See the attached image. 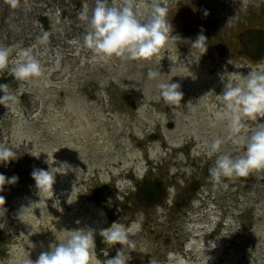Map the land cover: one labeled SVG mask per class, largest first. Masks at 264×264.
I'll return each instance as SVG.
<instances>
[{
    "label": "rangeland",
    "instance_id": "rangeland-1",
    "mask_svg": "<svg viewBox=\"0 0 264 264\" xmlns=\"http://www.w3.org/2000/svg\"><path fill=\"white\" fill-rule=\"evenodd\" d=\"M110 2H118V0H110ZM151 2L152 0H138L137 11L146 12L147 8L144 5ZM160 2L168 9L167 18L171 21L173 34L181 38L176 45L179 44V49L182 51L190 47L188 41L194 40L203 29L208 38L206 51L208 53L205 61L217 65V61L211 55V46H215L218 59L227 57L226 50L221 44L222 39L230 43L233 55L245 54L249 59L257 56L259 40L253 32H263L262 36H264V9L262 13H250L248 17H245L239 12L241 7L235 0H160ZM85 5L90 14L95 0H21L20 6L16 9H12L4 0H0V46L19 45L22 48H32L37 44V36L42 35L41 25L47 28L44 26L46 22L39 20L40 16L45 14L51 24V30L48 31L50 33L49 43L37 45L33 49L34 55L44 68L43 75L26 81H11L13 85L11 88L19 97V103L14 108L18 113L17 126L13 128L14 131H11L14 133L17 130V136L6 135L5 129L8 124L3 120V116L8 115L10 109L0 105V142L12 148L17 155V159L0 163V174L7 178L18 177L15 184L6 183L3 191H0V196L5 199V204L0 210V264L7 261L3 247L8 244L11 238V227L15 224L9 207H15L23 202L29 206L40 199L31 175L34 169L51 170L55 174L53 197L48 192L44 193L43 198L48 197L49 204L52 203L57 209L51 213L52 217L63 219L62 227H56L57 238L62 239L65 235L62 231L68 230L71 225L75 229L80 228L79 224L83 225L80 218L83 212L88 216L92 214L94 218L97 215L105 220L107 228L116 221L138 232L136 242L129 252L131 256L129 263L132 264L135 261V264H169L170 259L173 260L181 254V244L185 239L183 236H187L190 231L195 232L197 229L195 226L200 223L222 230L218 221L224 217L223 212L227 211V207H231L234 209L231 220L234 223L232 229L235 239L245 236L244 234L253 229L259 233L252 238L251 243L249 241L248 247L232 242V248L224 249L223 260L230 257L231 264H264V205H255L253 209L244 208L250 196L254 203L261 198L264 199V180H256V175L264 174V169L255 170L246 177L222 178V182L217 183L209 173L216 156L223 153H229L233 157L243 155V149L240 146H231L224 149L222 153L211 155L212 158L209 155L205 158L209 164L205 161L204 165H197L196 162L191 163L190 160L183 165L179 162L180 158L177 155H181V159L185 161L192 147L191 141L185 139L183 140L185 144L181 148L169 149L164 143L158 144L160 138H149L147 135L152 131L149 128V123L152 121L148 114L149 106L141 109L143 123L135 128L133 119H129V116H134L133 111L137 110L133 106L132 93L126 82L121 81L120 87L113 83L117 81L115 78H117L120 66L141 67L139 78L141 81L134 87L142 94L144 91L141 86L146 81L150 68L162 73L158 83L168 82L171 69L164 64L163 60L158 62L153 57L150 60L124 61L120 58H113L108 63L94 62L90 50L82 46L87 23L79 19V14ZM205 11L208 15L204 14ZM223 27H227L225 32ZM184 43L189 46L182 47ZM18 51L19 48L14 51L10 60L16 58ZM81 58H84L83 65H81ZM250 62L256 65L259 61L251 60ZM56 68H59V71H53ZM254 68L247 69L239 66L236 70L239 74L247 75ZM8 74V70L0 72V76L4 78ZM186 79L188 81L189 76ZM154 87V92H158L156 84ZM205 87L206 85L203 86ZM201 88L196 87L189 99H186L183 94L181 104L185 100L197 104L199 97L202 96L199 94L200 90H203ZM204 93L203 98L206 96V91ZM70 101L73 103L70 104ZM144 105H146L145 102ZM155 112L163 114L160 107H156ZM212 117L208 118L213 124ZM82 118L87 119V122L84 123ZM199 120L198 115L196 123ZM127 123L128 128L137 130L142 137L147 136L149 146L155 149L154 155L157 161L152 163L145 159V155L142 156L143 172L139 173L142 176L140 177L141 180L143 179L142 182L146 181L142 186L147 185V182L151 183V180L156 178L163 188L159 196L161 204L149 213H146L147 206L142 200L133 196V191L141 184L137 180V175L129 169L122 170V163L116 160L118 158L123 160L125 150L128 148L143 152V144L133 140L131 132L126 127ZM180 123H178L179 130L183 126ZM248 123L249 131H251L256 122L249 121ZM68 128L73 129L74 133L78 129L91 133L88 138H85L80 132L72 141L71 151L79 152L80 157H84L85 160L80 159L76 167L69 165L63 158H58V153L51 148L54 140L58 138L61 140L62 136L67 137ZM173 129L174 124L170 122L157 128L168 137L176 139L177 134L173 132ZM16 137L20 138V141H16ZM67 151V149L64 150V152ZM38 152L41 156L35 158ZM95 154H98L99 158L102 157V161L105 155H107L106 158L110 157L112 160L116 158L113 160L115 164L88 165V161L96 163ZM62 182H67L65 187L62 186ZM118 185L125 187L120 191ZM201 192L204 195L200 198ZM166 193L169 194L166 200L170 205L164 202ZM66 195L73 204L71 211L65 207ZM123 202L129 203L131 207L124 209ZM191 202L194 204L193 207ZM212 206L215 209H212ZM217 208L225 210L218 213ZM241 210L245 212H238ZM86 211L89 212L86 213ZM71 212L77 216L75 220H69L68 215ZM115 212L119 215L123 214L122 217L117 218ZM43 213L45 217L41 220L40 226L45 225V220L50 217L47 211L44 210ZM246 214L248 217H245ZM88 220L87 217L85 221ZM74 221H79V223H74ZM50 226L54 227V224ZM29 229L28 226L23 233L30 240ZM206 230L207 228L200 230V234L202 232L204 235L194 240L200 241L203 237H208ZM45 231V227L40 229V241L30 240V242L37 243L42 250H47ZM98 231L96 230V233ZM221 237L222 235H219V241ZM119 247L120 245L108 247L104 244L102 237L96 235L95 250L99 259L114 257ZM105 251H108V257H105ZM232 251L233 255H231ZM26 253L34 261L35 254L29 247L22 253L23 258H26Z\"/></svg>",
    "mask_w": 264,
    "mask_h": 264
},
{
    "label": "clouds",
    "instance_id": "clouds-1",
    "mask_svg": "<svg viewBox=\"0 0 264 264\" xmlns=\"http://www.w3.org/2000/svg\"><path fill=\"white\" fill-rule=\"evenodd\" d=\"M12 9L20 6L21 0H4ZM138 0H95V5L89 9L87 5L79 14V19L87 23V31L83 35V47L90 50L92 59L96 63H108L113 58L124 61L150 60L157 55L161 48L170 41H180L179 36L172 35V25L167 18L168 9L160 0H152L145 4L147 11H137ZM208 15V12H204ZM48 32L37 36V44L32 48H22L19 45L0 46V72L8 70L16 81H26L39 78L44 73L40 60L34 55L33 49L37 45L49 43ZM208 38L201 29L194 40H189L191 48L199 49L202 53L207 51ZM16 58L10 60L14 51ZM46 51V48H45ZM161 72L149 69L147 77L158 80ZM237 80H225V74L220 76L223 91L216 95L217 118L225 121L228 129L227 140L233 145L243 149V155L233 157L229 153L216 156L213 166L209 169L211 177L217 182L222 178L246 177L255 170L264 169V62L256 66L247 75L231 74ZM158 99L165 105L179 107L183 93L179 90L180 84L172 82H159ZM213 95L209 91L206 95ZM19 103V97L14 89L7 83L0 84V105L6 109H14ZM249 121H255V127L249 131ZM224 143L220 138H215L209 146V155L218 153ZM17 159L16 153L5 143L0 142V163H7ZM32 179L38 190L40 199L20 210L19 219L30 212L33 205L47 208V199L44 193L50 192L53 197L55 174L51 170L34 169ZM18 177H5L0 174V191L5 184H15ZM227 187V185H225ZM5 204V199L0 196V210ZM79 223V221H77ZM66 235L62 241L49 246L47 251H42L33 261L26 253L22 264H129L131 256L125 246L131 245L127 229L123 224L114 221L110 227L101 229L99 235L109 247L120 245L114 257L99 259L96 253V230L77 228L62 231ZM215 247L214 243H211ZM105 257L108 252L105 251Z\"/></svg>",
    "mask_w": 264,
    "mask_h": 264
},
{
    "label": "bare ground",
    "instance_id": "bare-ground-1",
    "mask_svg": "<svg viewBox=\"0 0 264 264\" xmlns=\"http://www.w3.org/2000/svg\"><path fill=\"white\" fill-rule=\"evenodd\" d=\"M236 2L239 3V6L241 7L240 13L242 15H245V17H248L250 13H260L264 9V0H235ZM169 22L171 23L170 19L168 18ZM51 23L52 20H51ZM227 28V27H226ZM226 28L223 27L224 32L226 31ZM229 29V28H228ZM172 35L175 36L172 32ZM176 42L178 41H170L166 46L162 47L160 52L155 55L153 58L156 59V61H164V64L171 69L169 71V78L168 82L172 83H178L180 84V90L184 92V95L186 96V99L191 98V93H194L196 87H202L206 85L203 90H200V93L202 96L199 97L198 103L193 104L192 101H186L183 102L179 107L176 106H163V101H160L158 99L159 96V91L154 92L153 90L155 87V84H158V80L151 81L148 77L146 78V81L143 83V91L144 94L139 93L137 90H135V84H139L141 80L140 78V66L137 68H127L126 66H120L119 70L117 71V78L113 81V83L117 86H121V81L126 82V85H128V89H130L132 96H133V106L137 108V110L133 111L134 116H136V119H134V116L131 117L129 116V119H133L134 121V127H138L143 123V120L141 118V109L144 108L145 106H149L150 111H149V116L152 118L151 123H149V128H151L152 132L155 131V134L159 135V143L158 144H165L166 146L169 147V149H172V147H177L181 148L182 145L185 143V139H188L192 143V147L190 149V153L188 155V159L191 161H195L197 165H204L205 164V158L209 156V146L210 143L215 139V138H220L224 143L221 145V148L218 153H222L224 149L226 150L229 147H234V145L231 142H228L227 136H228V129L226 126V122L222 121L217 118L216 112H217V105L219 103L216 95H219L223 91V83L220 80V76L225 74L224 78L225 80H237V77L231 74H239L238 71L236 70V67H241L243 68L246 67L247 69H253L256 66H260L261 62L263 60H259L257 62L258 64H251L248 60H246L241 54H232V48L229 42L224 41L223 39L221 40V44L225 48V53L227 55L226 58H219L217 56V51L214 48L215 46H211V55L214 57V59L217 61V65L212 64L210 61H205V56L207 55L208 52L202 53L199 50L193 49V48H184V51H182L178 45H176ZM75 44V43H73ZM189 46L187 43H184L183 46ZM79 51L78 49H76ZM210 51V50H209ZM213 53V54H212ZM77 56V52L75 54ZM211 57V58H212ZM222 59V60H220ZM231 60H234L233 62ZM81 65L84 64V58H81ZM237 65V66H235ZM142 68H145L142 66ZM53 71H59V68L54 69ZM191 73V75H190ZM162 74V73H161ZM189 76V79L187 81L186 77ZM152 82V84H150ZM149 83V84H148ZM201 88V89H202ZM208 93L209 91H213V95L209 94L206 95L204 98L203 96L205 95V92ZM204 94V95H203ZM195 95V94H194ZM83 98V97H82ZM73 99V98H72ZM74 100V99H73ZM82 100V99H81ZM144 102L146 105H144ZM73 102L70 101V104ZM82 103H84L82 101ZM84 105H86L84 103ZM156 107H160L161 110L163 111V114H158L155 112ZM96 110V109H95ZM94 111V110H93ZM105 111V110H104ZM200 117L201 122L196 123V116ZM209 116H213L212 118L214 119V122L209 120ZM197 119H199L197 117ZM3 120L7 122V128L5 129V133L7 136L13 135L17 136V130L14 133H11V131H14L13 128H16L17 126V121H18V113L14 109H10V112L8 115L3 116ZM84 123L87 122V119L82 118ZM142 121V122H141ZM182 123H180V122ZM173 123L174 124V129L173 132L177 134L176 139L168 137L165 133L161 131H158L157 128H161L165 123ZM260 123H264V120H260ZM178 123L180 125L182 124V129L179 130L180 126L178 127ZM127 128L129 127V124L127 123ZM150 130V131H151ZM128 131L131 132V136L133 140L137 141L138 143L143 144V154L134 150V149H126L125 150V160L121 158H113V160L120 161L123 165L122 170L129 169L131 172H133L135 175H137V178H140L142 176L139 175L143 172V167H141V164H143V157L145 155V159H148L149 161H152V163L156 162V157L154 155L155 149H152L151 146H149V143L147 142L146 137H142V135L135 131L134 129L128 128ZM81 132L85 138H88L91 133L90 131L85 132L81 131L78 129L75 133L73 129L69 130L66 133V136H62L63 138L61 140L56 139L54 140V144L52 145L51 148L54 149V152L58 153V158H63V160L67 161L69 165H78L81 161H85L84 157H80V153L71 151V144L73 139L76 138V135H78ZM15 134V135H14ZM67 138V139H66ZM16 141L19 140L18 137L15 138ZM20 141V140H19ZM67 149V152H64V150ZM142 149V148H141ZM101 154V153H100ZM216 154V153H215ZM96 155V163H92L88 161V165H103L107 163H114L110 157L106 158L107 155L103 157V162L101 158H99L98 154ZM36 156H41V154L38 152L35 155ZM120 156V155H118ZM179 158H181V155H177ZM211 157V155H210ZM213 157V156H212ZM211 157V158H212ZM70 160H72L70 162ZM43 160H41L42 162ZM184 162V160H182ZM201 161V162H200ZM207 162V161H206ZM115 164V163H114ZM61 165V164H59ZM135 165H140V166H135ZM263 175V176H262ZM262 175H256V180L258 179L259 181L264 180V174ZM67 182H62V186L65 187ZM69 185H72V183H69ZM119 186V190L122 191L124 189L123 186ZM247 194V193H246ZM204 194L202 192L200 193L199 197H203ZM58 197H61L58 195ZM65 197V196H64ZM45 198V197H44ZM248 197V199H250ZM47 201V208L45 209L42 206L39 205H33L34 208L30 211L24 214L21 219H19V214L20 210L23 207H27L28 205L23 203L17 204L15 207L10 206L9 210L12 213L14 217V222L15 224L11 227V233H10V240H8V244L3 247V250L5 254L7 255V261L4 264H22V261L25 259L22 256V253L25 251L26 248H30L32 252H34V261L37 259L39 254L42 251H47L49 249L50 245L57 244L59 241H62L64 236L63 235L62 239L61 237H56V227H62L63 225V219H56L54 216L52 217L51 213L55 212L57 209L53 204H49V198L46 197ZM246 200V206L244 208H250L253 209L255 205L263 206L264 204V199L258 200V202L254 203L251 201V199L248 201ZM66 204L65 207L68 208L69 211L73 210V204H71V200L69 197L66 195ZM85 204V203H84ZM83 204V205H84ZM170 205V203L167 202V205ZM192 207L194 206L193 202H191ZM52 205V206H51ZM87 207V206H85ZM214 207L212 206V209ZM241 208V207H240ZM215 209V208H214ZM218 209L219 211L222 210V212L225 210L223 209ZM243 209V208H242ZM47 211V214L50 215L49 219H46V224L41 225L40 223L42 222L41 220L44 219L45 214L43 213ZM227 211L223 212L224 217L219 219V223L221 224L222 230L216 229V227L212 226H207L206 224H198L195 227L197 228L194 231H190L189 234L186 236H183V245L182 247H176L180 248L183 250L181 254H179L177 258H174L173 260H169V264H231L230 261L231 258L227 257L226 259L223 260V253L224 249L227 248H232V242L237 243L238 245H245L248 247L249 241L251 243L252 238L257 235L259 232L256 230H251V232H247L244 234L245 236L239 237L238 239H235L234 237V230L232 229L234 226V223L232 222V214L234 215V212L231 207H227ZM89 211H86L88 213ZM241 213H244L245 211H238ZM61 214V212H59ZM91 213V212H90ZM95 214V213H94ZM96 215V214H95ZM191 215V213L189 214ZM88 221L86 222V218ZM69 220H75L77 216L75 213L71 212L68 215ZM100 216H95L89 214H84L82 213L81 221L83 223L79 224L80 228H87L91 227L95 230L99 231L101 229L107 228L105 226V220H102ZM245 217H248V214H246ZM214 221V220H213ZM12 221V223H14ZM77 223V221H74V223ZM45 223V222H44ZM54 224L53 226H50ZM30 227L28 235L31 237V239H37L40 241V229H43V227L46 228V241H47V250H42L40 246L37 243L30 242L28 237L25 236L23 233L27 227ZM42 227V228H41ZM100 227V228H99ZM98 228V229H97ZM127 229L128 237L132 241L131 245H126L125 249L127 252H131L132 245L134 246V242H136V238L138 236V232L136 230H133L132 227H125ZM207 228L206 235L208 234V237H203L200 239V241H195V238L201 237V235H204V233L201 232L200 230H204ZM75 229L73 225L69 226L68 230H73ZM77 229V228H76ZM232 229V230H231ZM198 230V231H197ZM51 232H54V234ZM96 233V235L100 236L99 233ZM219 235H222V237L219 239ZM213 236V237H211ZM212 238L213 240H209ZM222 239V240H221ZM211 243L215 244V247L211 246ZM172 243V242H171ZM173 241V245H174ZM28 245V246H27ZM108 246V245H107ZM109 247V246H108ZM109 251V250H108ZM107 251V252H108ZM247 251V250H246ZM110 253V252H109ZM233 251L231 252V255H233ZM222 260V261H221ZM224 262V263H223ZM136 262L133 261L132 264H135ZM131 264V263H129ZM233 264V263H232Z\"/></svg>",
    "mask_w": 264,
    "mask_h": 264
},
{
    "label": "flooded vegetation",
    "instance_id": "flooded-vegetation-1",
    "mask_svg": "<svg viewBox=\"0 0 264 264\" xmlns=\"http://www.w3.org/2000/svg\"><path fill=\"white\" fill-rule=\"evenodd\" d=\"M264 11V10H263ZM263 11H261L260 13H262ZM40 21H45L46 22V25L44 24V26H46L47 28H44L43 25H41V32H48L51 30V24L48 20V17L45 15V14H42L40 16ZM43 24V23H42ZM262 31V30H261ZM253 33H255L258 37V40H259V52L257 54V56L255 57H252L250 58L251 60H256V61H259V60H264V36L263 35V32L260 33V32H256L254 31ZM188 34V33H187ZM199 34V33H198ZM206 33L204 32V35ZM179 42V41H178ZM244 55V56H243ZM242 56L248 60L249 62L251 61L249 58H247V56L245 54H243ZM251 63V62H250ZM14 80L13 77L11 76V74L9 73L5 78L4 77H1L0 76V84L2 83H7L10 85V87H12L13 85H11V81ZM14 82H17L16 80H14ZM180 90V89H179ZM183 94L184 92L182 90H180ZM122 93H125V92H122ZM164 105V103H163ZM170 105H167V107H169ZM152 132V131H151ZM149 133L148 136L149 138L151 137H154L156 139H159V135L155 134V131H153L154 133ZM189 153L187 154V157H186V160L183 162L182 159L180 158L179 162H181L183 165L187 164L188 161H190V159H188ZM195 162V161H194ZM193 161L191 163H194ZM207 164H209V161H207ZM137 180L141 183L139 184V188L137 189L136 187V190L133 191V196L137 197V199H140L142 200V202L147 206V208L145 210H147L146 213H149L151 210L154 209V207L158 206L161 204V200H159V196H160V192L163 191V188L162 186H160V183L158 182V180L155 178V179H152L151 180V183L150 182H147L148 184L145 185V186H142L143 183H145L146 181L142 182L143 179L141 180V178H137ZM169 197V194L166 193L165 194V197H164V202L167 203L168 201L166 200L167 198ZM190 202V200H189ZM124 205H123V208L124 209H127V208H130L131 206L129 205V203L127 202H123ZM135 203V202H134ZM134 205V204H133ZM144 208H142V211H144ZM155 210V209H154ZM153 210V211H154ZM119 212L121 213L122 210L120 209ZM114 214L117 215V218L120 216L122 217V215H119V213L115 212ZM113 219V218H112ZM115 220V219H113ZM105 244V243H104ZM183 245V242L181 244V247ZM183 252V250H182Z\"/></svg>",
    "mask_w": 264,
    "mask_h": 264
}]
</instances>
